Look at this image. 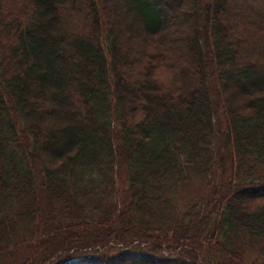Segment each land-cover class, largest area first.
Listing matches in <instances>:
<instances>
[{
    "label": "trees",
    "instance_id": "1",
    "mask_svg": "<svg viewBox=\"0 0 264 264\" xmlns=\"http://www.w3.org/2000/svg\"><path fill=\"white\" fill-rule=\"evenodd\" d=\"M0 264H264V0H0Z\"/></svg>",
    "mask_w": 264,
    "mask_h": 264
},
{
    "label": "rangeland",
    "instance_id": "2",
    "mask_svg": "<svg viewBox=\"0 0 264 264\" xmlns=\"http://www.w3.org/2000/svg\"><path fill=\"white\" fill-rule=\"evenodd\" d=\"M201 187V185L199 183H195L194 186L191 188V190H189L191 193H196L198 191V189ZM171 245V244H169ZM181 247H178V249H180ZM256 254V252H255ZM249 258L254 256V252H249L248 253Z\"/></svg>",
    "mask_w": 264,
    "mask_h": 264
}]
</instances>
